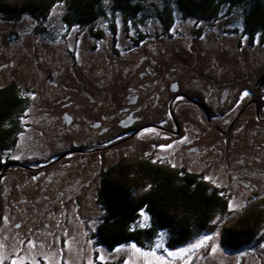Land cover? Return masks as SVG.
I'll return each mask as SVG.
<instances>
[{
    "label": "rangeland",
    "instance_id": "1",
    "mask_svg": "<svg viewBox=\"0 0 264 264\" xmlns=\"http://www.w3.org/2000/svg\"><path fill=\"white\" fill-rule=\"evenodd\" d=\"M142 2L137 16H124L105 1L101 14L86 24L64 18L69 13L65 0H58L44 19L26 13L5 19L0 14V86L11 80L26 95L16 142L0 159L19 157L33 171L12 166L0 177V264H161L156 257L162 264H264V236L259 243L231 250L222 241L225 226L264 195L263 109L250 101L257 91L264 102V85L255 79L264 72V30L251 35L244 29V3L222 2L215 18L202 20L183 16L173 0ZM124 22L144 26L145 49L156 40L170 53L161 58L162 65L149 64L142 76L131 73L133 59L121 45L128 31ZM50 75L60 86L48 85ZM169 78L188 93L203 95L209 118L219 129L206 111L194 112V103L186 100L180 104V135L164 148L147 140L149 132L154 136L159 126L167 125L160 118L161 106L167 105L169 112L174 106L165 99L153 106L154 81L166 84ZM79 91L100 98L101 104L93 106L84 99L81 107H64L68 99L80 97ZM133 93L137 102L128 111L154 123L134 143L37 167L69 144L88 141L80 138L82 129L91 132L88 123L102 120L117 130L120 108ZM235 95L236 110L245 104L239 118L226 113ZM69 111L72 124L80 127L76 134L62 129L63 113ZM130 152L210 177L225 189L228 211L181 246H167L170 234L165 229H157L146 248L134 241L112 248L100 243L93 237L104 212L96 195L100 174ZM141 211L134 228L150 225ZM201 240L202 245L192 247ZM133 244L149 255L137 253ZM238 250L245 251L239 259Z\"/></svg>",
    "mask_w": 264,
    "mask_h": 264
},
{
    "label": "trees",
    "instance_id": "2",
    "mask_svg": "<svg viewBox=\"0 0 264 264\" xmlns=\"http://www.w3.org/2000/svg\"><path fill=\"white\" fill-rule=\"evenodd\" d=\"M57 1L0 0V14L5 19L25 13L44 19ZM105 1L111 3V9L120 10L124 16H137L144 8L143 0H65L69 13L64 18L76 23L91 22L101 14ZM173 1L183 16L202 20L215 18L222 2L244 3L248 5L243 17L244 29L251 35L257 29L264 30V0ZM141 33L144 37L143 30ZM152 41L160 54L157 48L160 43ZM53 79L50 75L47 82L51 88L54 87L50 82ZM257 80L264 84V72L257 75ZM55 82L58 86L59 83ZM7 83L0 86V154L16 142L21 113L26 108V95L16 83L10 80ZM66 127L62 129L68 132ZM124 154L100 174L96 195L104 212L93 233L100 243L112 248L121 242L134 241L146 248L154 232L165 229L170 234L167 246H181L197 234L208 231L228 211V197L223 186L206 180L202 173L187 170L184 166H172L137 152ZM2 160L0 169L6 161ZM141 210L147 212L150 225L134 228L132 224ZM237 216L225 226L222 235V241L229 250L259 243L264 236V195Z\"/></svg>",
    "mask_w": 264,
    "mask_h": 264
},
{
    "label": "flooded vegetation",
    "instance_id": "3",
    "mask_svg": "<svg viewBox=\"0 0 264 264\" xmlns=\"http://www.w3.org/2000/svg\"><path fill=\"white\" fill-rule=\"evenodd\" d=\"M127 23V22H126ZM144 27V26H143ZM141 27L139 24H131L127 23L125 26V29L128 30L127 34L124 36L122 40V47L123 50L126 51L133 59L132 66L130 68L132 74H137L138 76H142L143 71L142 70H147L146 67H148L149 64H153V67H155L156 64L162 65L161 63V58L164 56H169L170 53L166 52L165 50H162L159 47L160 54H158V50L154 48L153 41H150V44L148 46V49H145L142 45V39L145 38L147 30ZM112 28V27H111ZM143 30L144 32V37L141 31ZM145 30V31H144ZM100 36V35H99ZM149 37V36H148ZM155 55V59L154 56ZM161 55V56H159ZM162 70V69H161ZM257 80V77H255ZM162 81L164 79H161ZM169 79H167V83L165 84L164 82L160 81H154V94H153V106L156 107L159 105V103L162 102V100H166L167 104L171 102L173 106L172 111L169 112L167 105L161 106L163 109L164 114L160 116V118L163 121H167L166 126H159L158 130L155 131L154 136H152V133H148L146 138L147 140L150 141L151 144H158L160 143L161 145H166L168 143H171L172 140L174 141L175 138H177L180 135V129L183 127L181 123V112L184 110V107L180 106V104H184L183 102L188 100L194 103V112H199L200 111L207 112V118L210 120L209 117H211V112L208 107V103L204 100V97L202 94L199 92H194V93H188L184 89L179 88L178 84L176 81H173L172 83L168 82ZM10 82H12L10 80ZM52 85H56L55 80H50ZM5 84H8L7 82ZM3 84V85H5ZM261 84V83H259ZM1 85V86H3ZM264 85V84H261ZM246 89V87H245ZM248 92V90H246ZM255 92V97H251L250 101L254 100L253 102L255 103V106L257 108H262V115L264 118V102L260 99L259 93L257 91ZM78 94L80 95L79 98L76 99H68L63 106H70L73 105L74 107L79 106L81 107V102L83 103L84 99H88V102L94 106V104H101L99 101L100 98H93L90 93L84 91L81 92L79 91ZM128 96V94H127ZM259 97V98H258ZM138 95L136 93H133L129 96L128 100L126 103L128 105H124L120 108V111L123 113L122 117L119 120L118 124V129L113 130L111 129L110 125L104 124L102 120H96L93 123H88V126L90 127L91 132H86L85 129L81 130V137L80 138H90L86 142H78V143H72L69 144L68 147L64 148L60 153L57 154L56 157H53L51 159H48L41 164H37V167L45 166L48 164H51L55 161H60V162H69L73 157L76 156V154L81 153L79 157H86L88 155H94L98 152L105 153L111 148H116L124 145L125 143H129V141L132 140L131 143H134L135 138L139 136L141 132H144L148 126L154 125L151 120H142L139 118V116H134L133 113L134 111H128L130 110L129 106L135 105L137 102ZM239 100V96L235 95L231 102V106H229L228 110L226 113L230 112L233 115H235L236 118H239L242 111L243 107L245 104L241 105L238 107L236 110L235 106L237 101ZM81 101V102H79ZM262 101V102H261ZM243 102V99H242ZM74 110V108L72 107ZM175 109L178 110V112L175 111ZM201 109V110H200ZM200 110V111H198ZM70 112V113H69ZM68 113L65 112L63 113V120L66 121V128L68 130V133L70 134H76L77 131H79L80 127L72 124V112L69 111ZM202 112V113H203ZM260 113V112H259ZM261 117L257 120H260ZM245 118V116H244ZM262 118V119H263ZM170 122V123H168ZM214 127H218L217 124L214 123V121H209ZM211 127V126H210ZM219 129V127L217 128ZM20 132V131H19ZM17 132V134L19 133ZM85 132L90 136L86 137ZM157 136V137H156ZM127 146V145H126ZM2 154V153H1ZM0 154V156H2ZM125 155V154H122ZM121 156H119L116 160L120 159ZM128 155V154H127ZM152 156V155H151ZM5 161L4 166L0 169L2 172L0 173V177H2L7 169H9L12 166H26L29 168L28 170L33 172L31 169V166L26 163L20 162L19 159H9L8 157H4L2 162ZM55 162V163H57ZM167 163L168 160H165ZM59 163V162H58ZM169 164V163H168Z\"/></svg>",
    "mask_w": 264,
    "mask_h": 264
},
{
    "label": "snow or ice",
    "instance_id": "4",
    "mask_svg": "<svg viewBox=\"0 0 264 264\" xmlns=\"http://www.w3.org/2000/svg\"><path fill=\"white\" fill-rule=\"evenodd\" d=\"M247 95H248V92L245 91V92L243 93V96H247ZM33 98H35V97H33ZM161 147L164 148V147H168V146L165 145V146H161ZM16 158L18 159L19 157H16ZM173 166H175V165H173ZM34 178H35V177H34ZM205 179L208 180V179H210V177H205ZM140 215L143 217L144 221H147V220L149 219V217H148L143 211H141ZM141 226L143 227V225H141ZM205 239H208V238L205 237ZM29 243L31 244L32 242L30 241ZM203 243H204L203 240L198 241L197 244L192 245V247H199V246L202 245ZM33 246H34V245H33ZM159 246H160V245H157V247H159ZM132 248H133L137 253H140V255H149V254H146V253L141 252V250H140L139 248H137L135 244L132 245ZM181 251H184V250H181ZM151 255H154V253H152ZM169 255H171V256H175V255H177V253H169ZM156 259H157L158 261H161V264H162V258H161V257H156ZM12 264H18V261H17V260H13V261H12Z\"/></svg>",
    "mask_w": 264,
    "mask_h": 264
},
{
    "label": "water",
    "instance_id": "5",
    "mask_svg": "<svg viewBox=\"0 0 264 264\" xmlns=\"http://www.w3.org/2000/svg\"><path fill=\"white\" fill-rule=\"evenodd\" d=\"M245 253V251H236V254L238 255V259L240 258V256L242 255V254H244Z\"/></svg>",
    "mask_w": 264,
    "mask_h": 264
}]
</instances>
